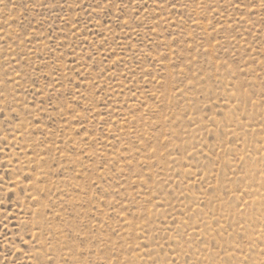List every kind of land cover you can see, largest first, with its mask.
Instances as JSON below:
<instances>
[{
    "label": "rangeland",
    "instance_id": "1",
    "mask_svg": "<svg viewBox=\"0 0 264 264\" xmlns=\"http://www.w3.org/2000/svg\"><path fill=\"white\" fill-rule=\"evenodd\" d=\"M0 264H264V0H0Z\"/></svg>",
    "mask_w": 264,
    "mask_h": 264
}]
</instances>
